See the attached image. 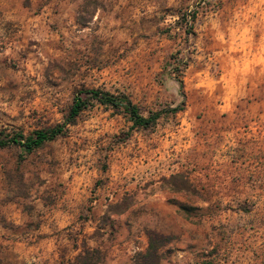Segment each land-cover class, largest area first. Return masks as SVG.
<instances>
[{"label":"rangeland","instance_id":"374dc122","mask_svg":"<svg viewBox=\"0 0 264 264\" xmlns=\"http://www.w3.org/2000/svg\"><path fill=\"white\" fill-rule=\"evenodd\" d=\"M82 89L183 109L88 100L0 148V264H264V0H0V130Z\"/></svg>","mask_w":264,"mask_h":264},{"label":"trees","instance_id":"16d2710c","mask_svg":"<svg viewBox=\"0 0 264 264\" xmlns=\"http://www.w3.org/2000/svg\"><path fill=\"white\" fill-rule=\"evenodd\" d=\"M180 61H182V59H180ZM180 63L181 62H176L175 66L171 68V71L175 73L177 77L178 73L181 71V68L186 66V63ZM176 81L179 87L182 88V80L177 78ZM88 100L95 101L96 103L105 107L122 109L123 112L129 117L132 126L136 128H148L154 125L163 113L173 114L183 109L182 106H177L166 111H157L147 117H144L139 112V108L125 95H116L100 89H82L76 92L64 124L56 125L48 129L34 130L28 135H24L20 132L6 134L0 130V148H4L8 145H18L21 147L24 153H32L33 151L42 147L44 144L51 142L57 137L63 135L67 129V126L72 125L79 113L87 107ZM86 254H88V251H85V255Z\"/></svg>","mask_w":264,"mask_h":264}]
</instances>
